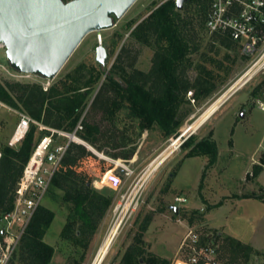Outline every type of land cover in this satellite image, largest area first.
I'll return each instance as SVG.
<instances>
[{
	"label": "rangeland",
	"instance_id": "rangeland-1",
	"mask_svg": "<svg viewBox=\"0 0 264 264\" xmlns=\"http://www.w3.org/2000/svg\"><path fill=\"white\" fill-rule=\"evenodd\" d=\"M168 1L177 2L135 0L120 18L113 19L112 27L87 33L54 78L33 75L17 80L0 72V80L39 82L50 86L60 79H73L79 73L87 78L90 71L100 70L102 72L86 98L87 106L81 119L87 118L106 128L109 121L99 111L87 112L90 103L109 75L121 81L119 74L127 79L134 71H150L156 46L138 38L136 27ZM176 10L181 18L192 20L196 33L190 44L195 49H189L183 58L184 75L190 82L197 76H205L211 92L195 97V89L191 88L179 95L175 119L181 118L182 114L185 116L181 118L176 136L166 137L156 125L139 127L135 151L128 160L107 156L84 140L88 152L76 154L73 173L76 180L89 183L94 193L110 199V206L87 246H77L60 238L69 204L62 200L61 191L52 188L41 203L54 212L43 237L54 248L49 264H119L125 249L138 234L145 215L151 216L142 233L146 255L155 254L169 263L183 256L178 252L179 246L191 229L201 242L215 249L218 264L227 262L228 253L222 251L226 236L246 243L256 251L240 254L236 264H264V112L257 107V100L264 98L261 89L264 76L258 74L236 92H233L234 88L226 92L245 71L250 59L241 54L237 45H222L216 35L200 23L194 3L183 1L182 8ZM99 44L108 53L105 70L95 60V49ZM122 50L123 67L116 64ZM128 55H133L130 66L127 65ZM0 61L9 66L3 53ZM113 70L116 73H112ZM130 106L127 100L120 99L115 114L118 125L133 123L140 126L142 117L127 116ZM19 111L0 101V145L8 143ZM240 113L243 115L239 116ZM191 131L196 140L210 137L216 143L217 160L207 169L208 155L187 156L189 146L177 147ZM64 141L63 137H57L54 143ZM102 150L118 152L120 149L113 150L104 145ZM110 167L118 178L115 188L102 187L99 183L104 170ZM249 170L253 172L252 176ZM251 195L256 198L236 199ZM177 197L185 198V201L177 202ZM171 206H177L178 211ZM2 227L0 224L1 230Z\"/></svg>",
	"mask_w": 264,
	"mask_h": 264
},
{
	"label": "trees",
	"instance_id": "trees-1",
	"mask_svg": "<svg viewBox=\"0 0 264 264\" xmlns=\"http://www.w3.org/2000/svg\"><path fill=\"white\" fill-rule=\"evenodd\" d=\"M183 1L192 2L197 6L200 23H203L207 0ZM176 8V3L165 2L136 27L138 38L144 43H153L156 46L150 71L147 73L134 71L127 79L119 74L121 81L109 75L107 81L96 91L87 112L99 111L101 116L109 121L108 127L101 128L87 118L81 119L87 106L86 98L90 89L102 72L96 69V72L90 71L87 78L85 74L79 73L73 79H60L46 90L39 82L0 80V101L25 112L33 120L48 128L70 132L81 119L82 129L78 132L79 137L112 158L128 160L133 156L136 139L140 133L139 127L149 128L156 125L166 137L176 136L182 124L181 118L185 116L182 114L181 118L175 119L179 95L191 88L195 89V97L201 94L207 96L211 92L205 76H197L190 82L184 75L186 65L183 64V58L189 49L191 51L195 49L191 48L190 44L193 43L196 33L192 20L181 18ZM216 37L226 47L235 45L227 37L221 35ZM122 52L123 50L116 61L121 67L124 62ZM128 56L130 61L127 65L130 66L133 55ZM112 73H116L115 70ZM120 99L127 100L131 105L128 117H142L140 126L136 127L133 123L118 125L115 114L117 107L120 106ZM47 134H49L47 129H39L38 124L31 123L17 145L11 146L8 143L0 145V217L12 208L17 182L23 169L36 145ZM104 145L110 146L113 150H120L105 152L102 150ZM181 145L190 147L187 156L208 155L206 169L216 161L217 146L210 137L196 140L190 135ZM86 152L88 151L84 145L69 143L46 194L48 195L52 188L61 191L62 200L69 204V212L61 229L60 238L81 247L87 246L110 206V199L94 193L89 183L83 184L76 180V174L72 170L75 156L77 153L83 155ZM204 173L201 179L204 178ZM243 197L256 198L254 195ZM53 218L52 210L42 205L36 209L8 264L50 263L54 248L46 243L43 237ZM150 220V215H145L141 220L139 232L125 249L119 264H170L155 254H144L142 233ZM222 251L228 253L225 264H236L242 253H256L250 245L230 236L225 237Z\"/></svg>",
	"mask_w": 264,
	"mask_h": 264
},
{
	"label": "built area",
	"instance_id": "built-area-1",
	"mask_svg": "<svg viewBox=\"0 0 264 264\" xmlns=\"http://www.w3.org/2000/svg\"><path fill=\"white\" fill-rule=\"evenodd\" d=\"M203 23L211 34L229 38L238 46L241 54L250 59L249 65L237 79L246 75L237 85V89L258 74L264 76V0H207ZM1 53L6 57V46L2 41ZM0 72H5L17 80L33 76L30 73L18 72L1 61ZM41 85L44 90L49 87L48 84ZM261 89L264 90V82L261 83ZM257 107L264 112V98L257 100ZM31 123L38 124L39 129H47L49 134L34 148L17 182L13 206L0 217V224L3 226L2 230L0 229V264L9 262L31 217L42 205V199L48 192L69 143L84 145V140L78 135L82 129L81 119L73 130L68 132L45 127L23 111L18 112V120L8 144L17 145ZM57 137H63L64 143H54ZM248 173L253 175L251 170ZM99 181L102 187L110 185L115 188L118 178L113 167L106 170ZM175 200L183 202L185 198L177 197ZM178 252L183 253V256L174 258L170 264H218L215 249L201 242L200 237L191 229L183 237Z\"/></svg>",
	"mask_w": 264,
	"mask_h": 264
},
{
	"label": "water",
	"instance_id": "water-1",
	"mask_svg": "<svg viewBox=\"0 0 264 264\" xmlns=\"http://www.w3.org/2000/svg\"><path fill=\"white\" fill-rule=\"evenodd\" d=\"M134 1L0 0V41L6 46V59L18 72L54 78L87 33L112 27L113 19L120 18ZM182 2L177 0V8ZM107 59L106 49L99 44L95 60L103 70ZM171 208L178 211L177 206Z\"/></svg>",
	"mask_w": 264,
	"mask_h": 264
},
{
	"label": "bare ground",
	"instance_id": "bare-ground-1",
	"mask_svg": "<svg viewBox=\"0 0 264 264\" xmlns=\"http://www.w3.org/2000/svg\"><path fill=\"white\" fill-rule=\"evenodd\" d=\"M244 78H246V75H244L243 77H241L239 80H237L231 87H229L227 90H226V92H228L230 89H233L234 88V90H233V92H236L238 89H237V85L241 82V81H243L244 80ZM192 132V131H191ZM181 141V140H180ZM180 141H179V143H180ZM179 143L177 144V147H178V145H179ZM101 155V154H100Z\"/></svg>",
	"mask_w": 264,
	"mask_h": 264
},
{
	"label": "crops",
	"instance_id": "crops-1",
	"mask_svg": "<svg viewBox=\"0 0 264 264\" xmlns=\"http://www.w3.org/2000/svg\"><path fill=\"white\" fill-rule=\"evenodd\" d=\"M196 156H200V155H196ZM195 156V157H196ZM201 156H206V155H201ZM217 157H218V153H217ZM216 160H217V158H216ZM216 162V161H215ZM246 198H252V197H243V196H240V197H237L236 199H238V200H242V199H246Z\"/></svg>",
	"mask_w": 264,
	"mask_h": 264
}]
</instances>
